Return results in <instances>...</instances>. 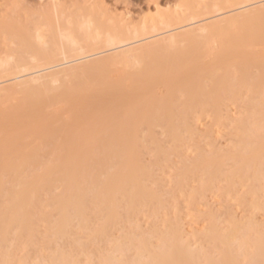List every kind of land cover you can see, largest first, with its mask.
Returning <instances> with one entry per match:
<instances>
[{
    "label": "bare ground",
    "instance_id": "bare-ground-1",
    "mask_svg": "<svg viewBox=\"0 0 264 264\" xmlns=\"http://www.w3.org/2000/svg\"><path fill=\"white\" fill-rule=\"evenodd\" d=\"M47 2L0 16V264H264V0Z\"/></svg>",
    "mask_w": 264,
    "mask_h": 264
},
{
    "label": "rangeland",
    "instance_id": "rangeland-1",
    "mask_svg": "<svg viewBox=\"0 0 264 264\" xmlns=\"http://www.w3.org/2000/svg\"><path fill=\"white\" fill-rule=\"evenodd\" d=\"M47 1L46 0H0V16L1 17L4 16L2 18H6L5 16H7L8 14L11 16V12H12L13 16H15V17H17V15L20 14L18 16H21L22 19L25 17L30 18V19L31 18L35 19L39 13H42L44 11H46V12L48 11L49 6H47L48 5ZM68 1H71V2L67 3ZM83 1H86V0H83ZM91 1H94L95 3L97 2V0L96 1L91 0ZM91 1L88 0L89 3H91ZM176 1H177V3H176ZM179 1H181V0H100V1L98 0V3L95 5H97L99 7L98 8L96 6L99 10V12L98 11L97 12L100 13L99 14L100 16H101V14L102 15L105 14V16H107V18L111 16L110 17L111 20H112V18H114V20H115V17L118 15L117 18H120V19H123L126 21H130L131 23L133 22V24L134 23L137 24V22L141 21V18L144 20V17H145V19H147L150 16L154 17L156 15L155 10H154L155 4H158V5L160 4V6H162L163 8H166L168 10V9H173V7H175V5H177L179 3ZM60 2L63 3V5L65 3H67L65 5H68V4L70 6L72 5L71 9L68 7L69 5L66 6L68 8H66V7L65 8L67 10L70 9V11L73 10V12H71V13H74V14H76L75 12H78V11H76V8H75L76 6H79V4H80L81 6H79L77 10L81 11L82 9L80 10L79 8L84 7V3L88 4V2H83V4H82V0H62V1L60 0ZM76 2H78V3L76 4V6H74L75 4H72V3H76ZM79 2H81V3H79ZM94 2H92L91 6H93ZM89 6L90 5H88L86 7L89 8ZM74 9H75V11H74ZM166 9H163V10H166ZM6 12H8V13H6ZM67 12H69V11H67ZM124 14H126V17L122 18V16ZM9 15L7 17H9ZM34 16H35V18H34ZM21 17H19V18H21ZM102 17H104V15ZM218 141H220L219 143H221L222 147L225 146V144L227 143V140L224 137L219 138ZM210 204H211V206H215V207L217 206L216 207L217 210H219V211L222 210V208H220V206H219V202H214V201L210 200ZM180 207H181L182 212L184 213L186 209H185L183 202H181ZM201 208H203V207H201ZM234 213L238 218L244 214L242 212V210L239 208L234 210Z\"/></svg>",
    "mask_w": 264,
    "mask_h": 264
}]
</instances>
